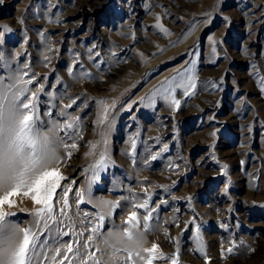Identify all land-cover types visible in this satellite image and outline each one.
<instances>
[{
    "label": "rangeland",
    "instance_id": "1",
    "mask_svg": "<svg viewBox=\"0 0 264 264\" xmlns=\"http://www.w3.org/2000/svg\"><path fill=\"white\" fill-rule=\"evenodd\" d=\"M13 83L64 177L4 206L32 264H264V0H0Z\"/></svg>",
    "mask_w": 264,
    "mask_h": 264
},
{
    "label": "snow or ice",
    "instance_id": "2",
    "mask_svg": "<svg viewBox=\"0 0 264 264\" xmlns=\"http://www.w3.org/2000/svg\"><path fill=\"white\" fill-rule=\"evenodd\" d=\"M40 87L43 88L42 85ZM13 88H16L15 83L6 88L0 86V191L3 192L0 195V264H32L30 252L35 249V234L29 228L20 229L10 225L6 218L12 214L6 212L4 206L15 205L16 201L11 197L22 192L36 205H40L35 210L37 217L43 219L48 216L54 220L55 217L51 215L54 209L53 197L64 177L58 169L48 167L51 161L61 158L53 150L51 138L35 128L37 117L31 110V102L25 103L21 100L26 89L12 93ZM9 93H12L11 96ZM31 95L33 99L36 97V93ZM174 103L179 105V101ZM67 127L71 128L72 125ZM63 147L67 149L69 145L64 144ZM71 148H76V145H71ZM71 154L69 151L68 156ZM64 203L67 204L66 199ZM60 211L63 212V209ZM127 223L133 228L137 227L139 221L135 212L129 216ZM125 235L128 240L135 239L134 233L128 229H125ZM158 248L154 244L145 249L150 253L147 264H152ZM68 251H72L71 246ZM228 252L231 253L232 249L229 248Z\"/></svg>",
    "mask_w": 264,
    "mask_h": 264
},
{
    "label": "bare ground",
    "instance_id": "3",
    "mask_svg": "<svg viewBox=\"0 0 264 264\" xmlns=\"http://www.w3.org/2000/svg\"><path fill=\"white\" fill-rule=\"evenodd\" d=\"M156 83V82H155ZM201 111V110H200ZM155 124V123H154ZM147 131V130H146ZM159 131V130H158ZM208 136V135H207ZM127 142V141H126ZM53 164V163H52ZM53 166V165H52ZM50 167V166H49ZM51 168V167H50ZM53 168V167H52ZM16 197L18 198V199H22L24 196H23V193L21 192V194H19V195H16Z\"/></svg>",
    "mask_w": 264,
    "mask_h": 264
}]
</instances>
